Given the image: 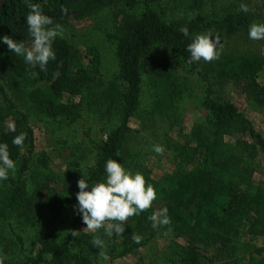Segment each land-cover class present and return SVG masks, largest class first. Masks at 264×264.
<instances>
[{
    "label": "trees",
    "instance_id": "16d2710c",
    "mask_svg": "<svg viewBox=\"0 0 264 264\" xmlns=\"http://www.w3.org/2000/svg\"><path fill=\"white\" fill-rule=\"evenodd\" d=\"M156 1L160 0H146V5ZM33 2L41 3L55 23L98 22L107 37L117 43L119 72L107 81L100 71L98 49L89 48L85 56L64 38L55 40L56 60L49 62L47 71L31 68L0 43V142L8 144L10 158L17 165L14 174L0 181V224L15 218L45 227L59 222L71 202L68 193L76 188L69 177H84L90 184L100 181L105 176V161L113 158L125 168L143 173L157 188L158 197L151 208L125 222L120 237H114L110 244L103 239L107 256L125 257L154 240L160 229H167L174 238L169 247L173 256L167 264H264L263 247L245 244L241 238L243 226L253 237L264 236V180L256 177L257 159L264 155V136L232 101L213 99L210 80L204 100L209 115L193 126L183 143L169 146L174 147L173 156L168 158L178 166L176 173L155 178L144 162L128 163L126 150L137 135L131 118L141 105L145 72H149L154 88L151 113L166 118L180 133L183 126L175 112L176 101L191 94L195 84L179 75L175 65L213 72L215 80L231 82L250 104L264 109V81L259 79L264 73V55L252 47L241 48L250 41L252 16L239 11L236 4L223 6V13L215 12L209 18L167 21L150 6L139 14L119 6H134L135 0ZM62 6L66 14L61 12ZM27 12L25 0H0V36L11 35L27 44ZM183 29L190 35L185 36ZM223 30L227 37L240 33L236 48L221 49L218 60L188 63L186 48L192 36L210 31L220 38ZM157 47L164 49L162 56L157 57ZM31 112L52 131L75 123L84 112L108 120L117 114L119 122L97 144L95 165L83 175L78 160L82 152L77 148L70 152L73 171L69 165L57 172L44 156L36 160ZM11 117L15 131L4 126ZM21 132L26 133L23 148L12 144L13 137ZM165 206L171 224L154 228L148 217ZM75 228L66 240L48 228L40 232L37 249L25 260L12 256L11 240L0 233V255L6 257L4 264H95L101 253L92 245L94 233L84 231L73 236ZM133 234L143 237L140 244L133 242ZM73 241H77L75 246Z\"/></svg>",
    "mask_w": 264,
    "mask_h": 264
},
{
    "label": "rangeland",
    "instance_id": "374dc122",
    "mask_svg": "<svg viewBox=\"0 0 264 264\" xmlns=\"http://www.w3.org/2000/svg\"><path fill=\"white\" fill-rule=\"evenodd\" d=\"M135 3L134 6H124V4L120 3L119 6L137 14L144 11L146 6H150L158 10L167 21H182L193 17L209 18L215 12L223 13V6L226 7L229 4L240 6L241 3H245L249 7L247 13L252 16L253 23H258L264 19V0H175L171 2L160 0L150 2L149 5H146V0H135ZM62 25L65 28L64 39L75 50H78L80 54L84 53L86 56L87 51L91 47L98 49L101 59L100 71L107 81L116 76L119 72L117 43L107 37L98 22L69 20ZM222 33L224 34L220 37L222 49L233 46L236 48L240 33L238 36L233 35L232 37H227L224 30ZM249 40L241 48L252 47L264 55V40ZM163 53L164 49L162 47L156 48L157 57L162 56ZM84 60L86 62V59ZM177 61L179 60L177 59ZM175 69L179 75L192 79L195 84L191 94L180 97L176 101L175 112L180 115L183 126L182 133H180L178 128H171L166 118L151 113L154 88L152 87L149 72H145L141 105L131 118V126L137 135L132 142L128 143L126 148L129 155V159L127 158L128 163L131 160L144 162L151 167V174L155 178H161L165 174L176 173L179 170L178 166L170 159L173 156L174 147L170 148L169 146L173 143H183L185 137L191 133L193 126L198 122H204V119L209 115V111L204 106L209 80L213 83V99H229L232 101L252 121L256 130L264 136V109L250 104L231 82L217 81L213 78V72L208 74L201 68L191 70L183 65H175ZM2 74L3 70L0 67V81L3 77ZM259 79L264 81V73H261ZM28 115L29 125L34 130L35 135L34 156L36 160L44 156L49 159L51 166L57 172L66 170L69 165H72L71 148H77L78 151L82 152L78 160L80 161L79 169L83 175L95 165L97 144L105 140L109 132L119 122V115L117 114L112 120H108L106 117L101 118L97 114L84 112L83 116L75 123L70 125L62 124L61 128L52 131L35 113L31 112ZM14 122L15 119L13 117L9 118L4 123L5 128L8 129L9 125ZM153 145H163L164 152L162 154L155 153ZM173 145L175 146V144ZM169 155L170 157L168 158ZM257 164L258 172L256 177L258 180H264V155H260L257 159ZM34 166H37V164ZM74 169L75 167L72 165L71 171ZM81 178L73 177L72 175L69 177V180L76 184V188L68 193L71 202L65 212V216L59 222L51 224L50 227H45L26 224L22 220L15 218L10 223L0 224V233L11 240L13 246L12 256L25 260L38 247V234L47 228L49 231L59 234L63 240L67 239L74 226L78 232H90L85 228L86 224L82 221L81 216L73 210V206L77 203L76 193L79 191L77 181ZM61 185L63 184L61 183ZM246 230V227L243 226L242 242L245 244L249 243L253 247H263L264 249V236L253 237ZM94 235H99L107 244H110L115 237L109 238L104 235L103 228L94 233ZM172 239H174L172 232L167 229H160L157 237L140 249L122 258L112 259L108 256L107 261L101 255L95 264H136L139 261L144 264H167L168 258L173 256V250L169 248ZM73 244L75 246L77 241H73Z\"/></svg>",
    "mask_w": 264,
    "mask_h": 264
},
{
    "label": "clouds",
    "instance_id": "9594fccd",
    "mask_svg": "<svg viewBox=\"0 0 264 264\" xmlns=\"http://www.w3.org/2000/svg\"><path fill=\"white\" fill-rule=\"evenodd\" d=\"M28 12L25 15L29 42L12 38L11 35L0 36V43L7 46L11 53L21 57L26 65L41 71H47L50 61L56 60V51L53 47L55 40L64 38L65 28L60 23H55L53 17L43 11V6L33 0H25ZM239 11L247 13L249 7L241 3ZM61 12L66 14L67 9L61 7ZM185 36H189L187 29L182 30ZM214 37V38H213ZM248 37L251 40H264V22L252 23L248 29ZM222 43L219 36L212 32L197 33L191 37L186 51L190 54L188 63L200 61L211 62L218 60L221 55ZM15 131V124L9 125ZM26 133L21 132L12 139V144L23 148ZM153 151L157 154L164 152L163 145H153ZM16 162L10 158L7 143L0 142V181L14 174ZM105 176L102 180L89 183L88 179L81 178L77 181L79 191L76 193L77 203L73 206L76 214L80 215L86 224V229L97 233L103 228L104 235L109 238L120 237L125 231V222L133 216H139L142 212L152 207L153 201L158 197V190L146 181L143 173L133 172L123 166L116 159H107L104 163ZM154 228L171 224L168 208L161 207L153 211L148 217ZM80 232L73 231V236H79ZM167 234V233H165ZM143 237L133 234L132 240L140 244ZM92 245L99 247L103 259L108 256L104 252L105 241L94 235ZM6 257L0 255V264H4Z\"/></svg>",
    "mask_w": 264,
    "mask_h": 264
}]
</instances>
